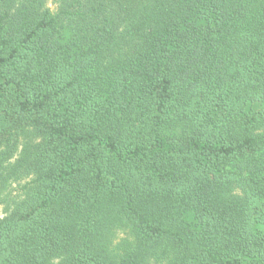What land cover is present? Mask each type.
Masks as SVG:
<instances>
[{
  "label": "trees",
  "instance_id": "1",
  "mask_svg": "<svg viewBox=\"0 0 264 264\" xmlns=\"http://www.w3.org/2000/svg\"><path fill=\"white\" fill-rule=\"evenodd\" d=\"M0 264H264V0H0Z\"/></svg>",
  "mask_w": 264,
  "mask_h": 264
}]
</instances>
